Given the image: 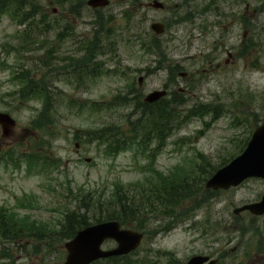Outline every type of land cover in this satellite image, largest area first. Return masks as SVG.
<instances>
[{"label": "rangeland", "instance_id": "obj_1", "mask_svg": "<svg viewBox=\"0 0 264 264\" xmlns=\"http://www.w3.org/2000/svg\"><path fill=\"white\" fill-rule=\"evenodd\" d=\"M150 1L111 0L107 10L93 13L86 0H0V112L17 123L13 138L0 136L5 144L0 216L19 226L35 222L36 231H47L46 240L39 234V241L0 239V264H65L67 240L60 239L58 230L76 196L89 194L103 201L117 185L146 189L159 177L189 176L197 186L205 172L240 153L264 119V0H225L218 9L203 11L200 0H191L184 12L154 10L146 6ZM154 21L168 24L158 39L165 53L159 52L160 62L139 45V40L150 42L149 24ZM96 30L98 47L91 55ZM70 68L77 70L75 77L69 76ZM175 70L189 78L171 77ZM23 71L33 82L55 87L56 111L49 115L48 127H34L41 101L20 98L25 81L17 77ZM169 82L177 83L168 89L171 93L179 87L189 91L184 115L210 103L219 111L217 118L185 120L157 151L152 150L154 143L147 145L153 158L137 146L109 155L106 150L114 145L106 149L90 138L102 126L126 128L124 121L134 111L122 103L126 94L142 101ZM92 103L101 105L99 110H92ZM50 159L58 163L50 164ZM263 193L260 179L211 191L210 196L204 195L203 183L173 210L157 207L145 220L139 218L136 224H141L144 238L126 259L133 264H184L194 255H206L217 264H264V214L234 213L258 202ZM127 228L133 229L130 224ZM113 246L108 241L102 248Z\"/></svg>", "mask_w": 264, "mask_h": 264}, {"label": "trees", "instance_id": "obj_2", "mask_svg": "<svg viewBox=\"0 0 264 264\" xmlns=\"http://www.w3.org/2000/svg\"><path fill=\"white\" fill-rule=\"evenodd\" d=\"M97 19L99 21L98 25L102 26L100 14L97 15ZM98 33H100L99 30L94 32L93 41L90 42L91 55H94L95 49L98 47ZM143 44V42L140 44V47L143 46L141 48L143 52L147 50V53L155 56L161 55L159 54L161 52V45L155 37H151L149 46ZM243 46L246 47L245 45ZM161 53L164 54V52ZM154 62L158 63L156 60ZM21 77L24 81L28 80L26 86L20 91V98L26 100L27 98L34 99L38 98V96H44L45 99L43 101L42 112L38 116V122L41 126L50 125L52 120L48 116L53 111L51 91H47L44 85H38L33 82L32 77L28 78V71H23ZM181 97H183L182 94L178 93L170 100V104L167 100H161L151 105L139 100L134 101V97H128L126 94L121 99L122 103L126 107L132 106L134 110L129 114L128 119L124 121L126 128L124 129L122 126H102L100 129L92 132L90 138L97 140L105 148L114 145L109 153H116L119 149L136 143H139L146 149L147 145H153L154 141L160 142L159 144L155 143L153 146L152 150L157 151L163 145L166 137L180 124L184 123L185 120L198 115L200 117L209 115L214 120L217 118V112L219 111L213 110L210 103L196 105L184 115V111L182 110L184 101L180 99ZM100 106L92 105L91 108L97 111ZM135 114L137 116L133 118ZM150 155L153 157L154 153H150ZM39 160L44 167L49 166V162L46 160L41 158ZM50 161V164L58 163L51 159ZM212 173L205 172L202 182L197 186L190 184L189 176L170 180L166 177H159L156 182L151 181L149 187L146 189H142L141 185H131L126 188L117 185L110 197L103 201L89 194H84L81 198L76 196L75 207L73 210L66 212L63 217L58 230V236L61 240H69L80 229L94 223L109 220H117L124 226L130 224L133 229L141 231V224H136L139 218L145 220L149 214L156 212L157 207H169L170 210H173L183 201L195 196L196 192L202 188L206 175L211 176ZM194 187H198V189L195 191ZM204 195L210 196L211 191L204 189ZM22 226H19L16 221L5 217L3 214L0 216V239L12 240L31 237L35 241H39V235L45 234L47 236V231L44 229L36 231L37 226L35 222ZM45 235L44 240L47 239ZM126 258L127 256L112 257L98 260L92 264H133Z\"/></svg>", "mask_w": 264, "mask_h": 264}, {"label": "water", "instance_id": "obj_3", "mask_svg": "<svg viewBox=\"0 0 264 264\" xmlns=\"http://www.w3.org/2000/svg\"><path fill=\"white\" fill-rule=\"evenodd\" d=\"M108 0H88L87 5L92 8L105 7ZM153 8H162L159 2H153ZM150 29L155 35L164 33V25L152 23ZM141 78L139 81L141 82ZM165 95V91H154L149 93L144 101L152 103ZM0 124L4 130V136H9L10 129L15 122L6 114H0ZM255 177L264 179V122L257 127L245 150L235 157L228 165L219 169L205 184L206 189H228L238 186L245 179ZM249 211L253 215L264 214V193L261 200L256 203L244 205L234 209L238 214ZM113 239L117 245L110 250L101 248L103 242ZM142 234L121 228L119 222L109 221L88 226L79 230L74 238L64 244L67 252L65 264H91L102 258L127 255L140 245ZM208 256H192L185 264H215Z\"/></svg>", "mask_w": 264, "mask_h": 264}, {"label": "flooded vegetation", "instance_id": "obj_4", "mask_svg": "<svg viewBox=\"0 0 264 264\" xmlns=\"http://www.w3.org/2000/svg\"><path fill=\"white\" fill-rule=\"evenodd\" d=\"M155 1L151 0L150 2ZM161 1L164 4V8L160 9V11H178V12H184L186 7H188V4L190 3V0H156ZM225 0H200L199 3V9L200 10H208L210 8L218 9L223 5ZM148 2L146 6L148 7ZM110 7V6H109ZM108 8V7H107ZM226 53L230 55L231 53L228 51V49H225Z\"/></svg>", "mask_w": 264, "mask_h": 264}]
</instances>
